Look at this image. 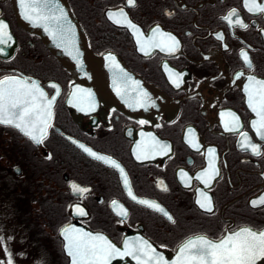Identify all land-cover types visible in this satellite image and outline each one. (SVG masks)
I'll return each mask as SVG.
<instances>
[{"label":"flooded vegetation","instance_id":"1","mask_svg":"<svg viewBox=\"0 0 264 264\" xmlns=\"http://www.w3.org/2000/svg\"><path fill=\"white\" fill-rule=\"evenodd\" d=\"M67 1L92 50L113 55L153 91L143 109L101 101L94 111H76L67 103L75 83L71 73L39 34L18 24L12 0H0V20L8 24L15 42L9 56H0V78L15 74L36 80L49 98L56 91L50 84L60 88L42 144L0 125V211L9 212L10 222L4 246L0 241L3 258L7 261L6 246L13 264H71L61 235L66 226L102 234L119 247L126 239L142 237L168 264L190 237L218 241L244 227L264 231V205L250 203L264 195V140L252 129L251 121L259 118L248 107L244 91L249 75L264 80V14L248 12L243 0H135V6L127 0ZM121 8L142 39L159 26L161 33L179 41L178 50L140 52L133 31L108 18L109 11ZM233 9L238 15L229 24L223 18ZM177 73L179 88L172 83ZM239 73L244 75L238 78ZM222 112L235 113L242 127L226 131L224 121L230 117ZM240 133L260 146V155L241 147L246 138ZM153 138L168 146L166 154L150 150ZM77 141L119 162L133 194L158 203L175 223L132 200L119 172L89 156ZM138 144L142 155L149 149L147 159H136ZM209 149L215 150L211 158L218 174L206 186L196 177L209 168ZM181 172L186 174L183 179ZM73 183L89 191L76 194ZM201 192L211 197L212 213L196 203ZM113 200L127 210L126 217L117 215ZM77 206L86 215L77 214ZM126 258L120 264H136Z\"/></svg>","mask_w":264,"mask_h":264},{"label":"snow or ice","instance_id":"2","mask_svg":"<svg viewBox=\"0 0 264 264\" xmlns=\"http://www.w3.org/2000/svg\"><path fill=\"white\" fill-rule=\"evenodd\" d=\"M127 3L135 6V0H127ZM243 3L248 12L264 14V3H257L256 0H243ZM19 5L22 9L21 14L26 21L32 23L33 26L43 27L44 31L56 42V46L63 48L80 64L79 50L76 47V26L72 24L60 0H19ZM107 15L114 23L125 25L133 31L136 42L139 45V51L145 55H148L151 49H159L169 54L178 50L179 41L171 34L161 33L159 26L153 30L152 36L142 39V33L127 18V14L123 8L118 11H109ZM237 15L238 13L233 9L223 19L232 24V17ZM235 23L244 28L248 27L241 20H236ZM158 35L161 37L160 39H157ZM164 37H167V39H164ZM9 40H11V33L8 30V24L0 20V44H8ZM73 52L76 54L73 55ZM2 53H4V49L0 48V54ZM241 56L245 65L251 68L252 62L248 53L242 50ZM108 60L111 62L110 67L113 68L114 84L117 81L123 84V87H117V94L122 99L128 98L125 102L128 103L129 107H146L145 101L148 99V95L140 88L139 81H134L128 73L120 68L113 55L109 54ZM165 68H167L166 65ZM241 75L244 74L239 73L238 78ZM175 77V79H172V83L179 88L180 74H175ZM247 79L249 83L244 88L247 94V104L251 111L256 113L259 118L258 120H252L251 126L260 139L264 140V80H258L255 76L251 75ZM49 87L56 90L51 98H49L48 93L45 92L36 80L28 77L21 78L15 74L5 75L0 78V125L17 129L33 143L37 145L42 144L47 136L48 129L52 126L53 107L57 96L60 95L59 85L53 83ZM78 92L84 93L85 90L78 89L73 92L71 94L72 99L68 102L74 103L79 101L75 106L80 107L81 111H85L86 109L81 107V104L86 101V97L84 95L78 96ZM91 96V92L88 91V111L95 110V104L90 100ZM221 116L230 117V119H225L224 121L226 131L235 132L242 127L239 117L235 113L222 112ZM140 123H146V121H140ZM188 131L192 132L191 129ZM240 134L246 138L245 141H242L241 147L250 149L254 155H260V146L252 143L247 138L246 133ZM153 141L154 143L150 150L156 152L159 149L166 154L168 146L160 145L158 141H155V138H153ZM188 143L198 150V144L194 139H189ZM79 147L89 156L117 170L127 190V195L132 200L162 213L170 222L175 223L172 216L158 203L147 199H140L133 194L127 173L119 162L112 157L98 154L83 144H80ZM139 149L140 145L138 144L136 159H147V151L149 149H146L144 155L140 153ZM214 152V149H209V168L196 177L202 180L206 186L218 174L211 158ZM48 158L51 159V156L49 155ZM185 176L186 174L181 172V178L183 179ZM160 184L163 185V182L161 181ZM70 187L74 193L81 196L89 191V189L82 188L74 183ZM164 190H167L166 187H164ZM111 203L117 215L121 217L127 216V210L122 205H118V202L115 200ZM196 203L208 213L213 212L211 197L206 192L200 193V197L196 200ZM250 203L253 207L264 205V195L252 200ZM76 212L81 216L86 215L84 210L79 206L76 207ZM61 235L66 241L64 247L67 255L71 258V264H111L112 260L117 257L122 259L131 257L136 261V264H168L163 255L157 252L156 248L142 237L126 239L123 249H121L102 234L94 235L91 232H85L82 229L74 227L66 226L62 228ZM5 251L7 264H13L11 253L7 252L6 246ZM262 259H264V231L257 232L251 228L244 227L235 232L229 231L218 241H213L202 235L190 237L179 247L177 257L172 261V264H258V261ZM0 264H4V262L0 261Z\"/></svg>","mask_w":264,"mask_h":264},{"label":"water","instance_id":"3","mask_svg":"<svg viewBox=\"0 0 264 264\" xmlns=\"http://www.w3.org/2000/svg\"><path fill=\"white\" fill-rule=\"evenodd\" d=\"M13 8L15 11V16L17 22L20 26H23L26 29H29L33 32H36L42 38V41L47 46L49 51L59 60L61 65L65 67L70 73L71 76L74 78L75 83L72 85L71 90L68 94L67 103L68 105L74 106L76 111H80V107L75 106L76 101L74 103H69L68 101L72 99V93L77 91L78 89L85 90L84 93H79L78 96L84 95L86 97V101L81 104V107L87 109L88 107V99L87 92L90 91L92 96L90 98L94 104H98L101 101H111L114 103H125L127 97L124 99L121 98L120 95L117 94V87H123V84L120 81H117L114 84L113 78V68L110 67L111 62L108 60L107 54H96L89 45L86 33L76 18L74 13L72 12L70 5L67 0H60L61 5L65 8L68 13L69 19L71 20L72 24L76 26V47L79 50V60L80 64L77 63L76 60L73 59V56H70L67 51L63 48L57 47L56 42L52 40V38L44 31L43 27H36L33 26L32 23L26 21L22 16V9L19 5V0H12ZM9 29V28H8ZM14 39H12L8 44H0V48L4 49V53L0 54L1 57L9 56L13 49H14ZM76 53L73 52V55ZM119 64L120 68H122L126 73H128L134 81H139L140 88L147 93V95L153 91V87L146 83L140 76L132 73L129 69L124 67L122 63L116 60ZM135 95V93H133ZM131 102V101H129ZM146 107L149 103L148 100L145 101ZM143 109L142 107H138ZM75 141V140H73ZM78 145L80 143L76 142ZM95 235V233H92ZM115 244L114 242H112ZM116 245V244H115ZM119 247L118 245H116ZM123 249L122 247H119ZM178 253V251H177ZM128 258H118L113 260L114 264H120L127 261Z\"/></svg>","mask_w":264,"mask_h":264},{"label":"rangeland","instance_id":"4","mask_svg":"<svg viewBox=\"0 0 264 264\" xmlns=\"http://www.w3.org/2000/svg\"><path fill=\"white\" fill-rule=\"evenodd\" d=\"M3 208V207H1ZM8 214L9 212H3V211H0V241L1 243L3 244V242L5 241V238L8 237V225L6 227V224L9 222V219H8ZM9 226H10V222H9ZM10 229V228H9ZM11 230V229H10ZM2 244H0V261L4 262V264H7V261L6 259L3 258V252H4V249H3V246Z\"/></svg>","mask_w":264,"mask_h":264}]
</instances>
